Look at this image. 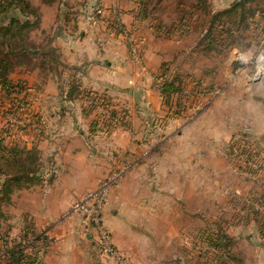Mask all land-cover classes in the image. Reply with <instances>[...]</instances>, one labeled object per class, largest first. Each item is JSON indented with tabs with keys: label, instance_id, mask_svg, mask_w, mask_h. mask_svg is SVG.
I'll return each instance as SVG.
<instances>
[{
	"label": "crops",
	"instance_id": "obj_1",
	"mask_svg": "<svg viewBox=\"0 0 264 264\" xmlns=\"http://www.w3.org/2000/svg\"><path fill=\"white\" fill-rule=\"evenodd\" d=\"M42 2V22L56 28L52 46L59 50L64 69L58 72V78L46 72L40 75L39 71L19 78L28 84L29 92H34V118L38 125L34 130L3 135L5 139L15 138L10 148H26L36 154L31 176L34 183L10 188L8 201L1 204V225L6 227L5 240L10 246H22L34 232L46 239L42 254L37 251L30 259L33 263L35 258L39 264H86L79 216L70 214L72 204L95 191L112 172L122 170L125 173L110 190L103 209V223L110 235L124 231L122 227L126 226L118 225L116 216L132 211L134 204V218L147 222L151 235L155 236L157 229L163 230V240L154 238V242H175L179 235H197L209 225L217 230L228 226L235 227L232 229L237 232V239L241 235L250 248L251 243L263 241V246L257 248L264 252L259 225L249 215L243 218L241 227L229 222L231 217H237L231 197H244L251 192L246 190L248 178L234 171L220 148L235 134L245 135L249 130L259 140L264 133V103L254 104L244 98L249 92L260 97L264 93L262 84L257 82L248 90L242 86L235 91L232 102L225 107L226 117L219 114V108L211 117L210 131L204 129L201 121L193 130L172 122L164 129L162 139L151 135L149 124L140 127L134 121L104 128L101 123L92 122L90 107H81L80 95L86 91L100 94L115 101L126 114H140L134 101V86L144 75L134 66L123 40L108 34L110 20L91 18L88 11L96 3L109 9L114 4L115 10H120L124 28H128L134 25V7L128 5L129 0ZM65 6L71 8L73 16L68 24L62 20ZM141 91V99L152 98V92ZM204 135L214 143L205 152ZM26 136L28 140H24ZM186 138L194 140L186 142ZM64 213L69 219H61ZM227 233L223 232L222 237L227 239ZM123 239L128 243L129 238ZM116 242L111 239L113 247L133 258L134 246H130V252L124 242ZM129 261L132 264L131 258ZM137 261L143 264L138 258Z\"/></svg>",
	"mask_w": 264,
	"mask_h": 264
},
{
	"label": "rangeland",
	"instance_id": "obj_2",
	"mask_svg": "<svg viewBox=\"0 0 264 264\" xmlns=\"http://www.w3.org/2000/svg\"><path fill=\"white\" fill-rule=\"evenodd\" d=\"M42 1L40 3L26 0L29 8L31 7L30 10L28 9L27 19L32 26L24 32L25 42L12 43L11 54L5 50V47L0 48L2 53L9 55L6 76L12 86L10 90L0 88V149L6 150L13 147L10 145L15 138L11 136V139H5L4 134L15 135L17 131L37 129L35 126L38 122L34 118V92H29L28 84L19 78L33 75L38 71L40 75L46 72L52 78H58V72L61 73L64 69L60 62L59 50L52 46L56 28L53 27V29L46 22H42L40 8ZM129 1L131 3L128 5L134 7V25L128 28H124L119 15L120 10L119 12L115 10L114 4L109 9L96 3L88 12L91 18L93 16L103 20L107 17L110 20L107 26L108 34L117 35L123 40L131 60L134 61V66L143 70L144 76L140 75L141 80L139 79L134 86V101L138 107L137 110L141 113L130 116L123 111L124 109L118 107L115 101L86 91L78 99L82 102L81 107L91 108L88 110L93 123H101L102 127L110 129L133 121L140 123V127L142 124L143 126L149 124L153 130L151 135L156 139L164 138L166 133L164 129L172 122H176L178 126L185 124L193 130V126L201 121L205 126L204 129L207 128L210 131V119L217 113V108H219V114L226 117L225 107L232 102V94L235 91L238 92L240 87L244 86L248 90L254 83L260 82L264 88V0H253L247 4L246 16L244 14L242 19L235 16L220 17L218 22L213 21L212 29H210L212 17L214 18L216 13L229 9L238 0ZM124 5L127 4L124 3ZM65 7L62 8L64 12L62 20L65 19L68 24L73 16L70 15L71 8ZM34 11L38 13L36 17L33 14ZM82 11L87 12L84 8ZM9 14L24 20L18 12L10 11ZM23 45L29 49V54L26 56L19 51L24 47ZM142 73L139 71V74ZM141 90L152 92V100L141 99ZM257 97L258 95L254 96L253 92L244 95L245 101L254 104H258V101L264 103V93L258 97L260 100H257ZM96 98H102L100 100H103V104L107 106L106 115L97 111ZM250 127L252 128V125ZM248 131L245 135L235 134L226 143L227 145L220 147L234 171L248 178L245 185L247 192L250 190L251 193L244 197L241 195L231 197L234 214H237V217L235 219L231 217L229 222L231 225H239L238 227H241L243 224L241 221L247 215L259 226L264 220V133L258 140L253 131ZM34 138V142H37L38 139ZM26 139L29 138L26 136L24 140ZM189 140L193 142L194 138H186V142ZM184 141L185 139L182 142ZM203 143L204 152L210 150L212 142L205 135ZM191 149L193 150V147ZM27 151L29 150L25 148V152ZM0 154L2 155L1 150ZM8 169V166L0 165V189L6 186L4 184L7 181L6 175L1 172L6 170L9 173L11 170ZM33 178L31 180L28 178V182L34 183ZM4 203L5 201L1 200V204L4 205ZM132 208V211H125L124 216H116V223L126 226L122 227L124 231L119 235H110V242L112 239L114 243H117L118 239L121 244L124 242L128 245L130 252V246H134V256L133 258L129 256L132 264H140L137 258L143 261V264H264V252L258 250L263 248H257L263 244V241L260 240L258 244L251 243L250 248L248 243L243 242L241 235L237 239V232L232 229L235 227L230 228L232 229L230 231L228 226L217 230L209 225L197 235H179L175 242H154V238L163 240V230L157 229L155 236L151 235V226L149 227L145 221L134 218V204ZM68 217V214L64 213L61 219L66 220L69 219ZM215 230L217 233L213 232ZM223 232H228L227 239L222 238ZM6 234V227L1 225L0 264H5L7 251L16 253L21 250L22 254L30 259H33L37 251L42 254L44 235H36L33 232L31 239L27 240L21 248L14 249L19 247L18 244L10 246L8 239L5 240ZM124 237L126 240L129 238L128 243L123 239ZM184 240H195L201 244L213 246L218 250V254L213 256L190 251L183 244ZM210 240L218 242V245L210 243ZM80 241L88 257L85 259L86 264H116L113 259V261L110 260V257L102 256L97 250L96 243L88 241L82 235ZM252 242L257 241L252 240ZM40 243L43 245L40 246ZM115 252L126 264H131L127 255L116 248ZM30 259L25 262L30 263ZM34 260L33 264H39L37 259L34 258ZM123 260L119 259L121 262H124Z\"/></svg>",
	"mask_w": 264,
	"mask_h": 264
},
{
	"label": "trees",
	"instance_id": "obj_3",
	"mask_svg": "<svg viewBox=\"0 0 264 264\" xmlns=\"http://www.w3.org/2000/svg\"><path fill=\"white\" fill-rule=\"evenodd\" d=\"M253 0H238L236 3H234L229 9L224 10L221 13H216L214 15V18L212 17L210 29H212L213 21L218 22L220 17L226 16L228 18L235 16V18L240 17L241 19L244 17L245 9L247 7V4L252 2ZM31 8V7H30ZM29 4L26 2V0H2L0 1V48L5 47L6 51H9L10 54L13 52L12 43L15 41H18V43L23 44L25 42V34L24 32L31 28L32 24L27 19L28 16V9ZM12 11L13 13H17L20 16L24 17V20L22 21L21 18H16L14 15H10L9 12ZM37 13V11H36ZM35 11L33 14H36ZM256 13V12H255ZM7 21V22H6ZM24 46V45H23ZM21 54L23 56H26L29 54V49H26L25 46L19 49ZM2 53L0 49V88L2 89H9L12 88L10 80L7 79V66H8V54ZM35 54V53H34ZM2 152V155L0 154V165L8 166L9 173H7L6 170H2L1 173H4L6 175L7 181H5L6 186H2L0 189V228H1V222L3 220V212L1 209V200H4L5 202L8 201V192L10 188L15 186H22L25 184H30L28 182V178L30 180L32 179L31 176H33L35 172V158L36 154L35 151H27L20 150L16 147L10 148V149H0ZM29 155V156H28ZM10 174V175H9ZM13 174V175H11ZM15 174V175H14ZM27 179V181H23L24 179ZM261 223L260 233L264 240V220ZM224 239V237H222ZM210 243H215L218 245V242L209 241ZM21 248V245L18 244ZM12 251H7L8 256H5L4 263L5 264H32L33 261H30V263L25 262L26 260L30 259L27 258L24 254H22L21 250H18L16 253Z\"/></svg>",
	"mask_w": 264,
	"mask_h": 264
},
{
	"label": "built area",
	"instance_id": "obj_4",
	"mask_svg": "<svg viewBox=\"0 0 264 264\" xmlns=\"http://www.w3.org/2000/svg\"><path fill=\"white\" fill-rule=\"evenodd\" d=\"M102 99V98H100ZM98 100L97 111L107 114V106L103 104V100ZM88 103V102H87ZM89 104V103H88ZM124 171L116 170L107 178L100 182L98 188L87 194L81 199L76 200L71 207L70 214L79 216L80 233L83 237L92 238V242L96 243L97 250L102 256H108L115 261L116 264H126L125 261L117 255L115 248L111 245L110 234L102 221V211L106 205L107 198L112 187L117 181L123 177ZM183 244L188 250H193L198 254L207 253L216 256L218 250L207 244H201L198 241L184 240ZM119 259L124 262L119 261Z\"/></svg>",
	"mask_w": 264,
	"mask_h": 264
}]
</instances>
